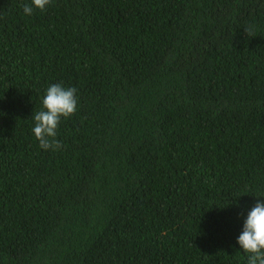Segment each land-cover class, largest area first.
I'll return each instance as SVG.
<instances>
[{
  "label": "trees",
  "instance_id": "1",
  "mask_svg": "<svg viewBox=\"0 0 264 264\" xmlns=\"http://www.w3.org/2000/svg\"><path fill=\"white\" fill-rule=\"evenodd\" d=\"M29 3L0 0V264H246L264 0ZM56 83L77 110L43 150L33 116Z\"/></svg>",
  "mask_w": 264,
  "mask_h": 264
},
{
  "label": "clouds",
  "instance_id": "2",
  "mask_svg": "<svg viewBox=\"0 0 264 264\" xmlns=\"http://www.w3.org/2000/svg\"><path fill=\"white\" fill-rule=\"evenodd\" d=\"M51 0H30L22 5L23 13L31 16L34 9L44 11ZM254 27L244 29L248 37L254 35ZM77 89L65 88L59 83L51 84L42 98V110L33 116L32 133L43 150H59L62 144L56 139L61 118H68L77 110ZM240 249L247 254L246 264H264V201H257L243 222L242 231L237 238Z\"/></svg>",
  "mask_w": 264,
  "mask_h": 264
},
{
  "label": "bare ground",
  "instance_id": "3",
  "mask_svg": "<svg viewBox=\"0 0 264 264\" xmlns=\"http://www.w3.org/2000/svg\"><path fill=\"white\" fill-rule=\"evenodd\" d=\"M154 264V263H153Z\"/></svg>",
  "mask_w": 264,
  "mask_h": 264
}]
</instances>
